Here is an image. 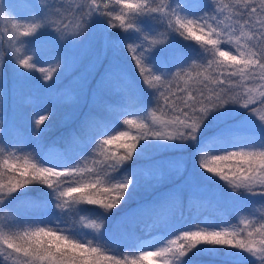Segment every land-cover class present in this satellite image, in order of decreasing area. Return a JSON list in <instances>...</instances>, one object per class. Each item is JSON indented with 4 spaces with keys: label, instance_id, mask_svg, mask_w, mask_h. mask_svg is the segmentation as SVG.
Wrapping results in <instances>:
<instances>
[{
    "label": "snow or ice",
    "instance_id": "obj_1",
    "mask_svg": "<svg viewBox=\"0 0 264 264\" xmlns=\"http://www.w3.org/2000/svg\"><path fill=\"white\" fill-rule=\"evenodd\" d=\"M13 28L12 50L0 55V213L12 217L0 227V264H264V214L254 210L264 209V0H37ZM178 38L198 47L181 51ZM85 57L71 102L88 111L46 144L70 90L62 77ZM37 72L43 83L29 99L39 107L18 124L9 97H22ZM141 188L152 199L109 230L113 209ZM183 192L244 218L180 228ZM140 216L144 236L126 228Z\"/></svg>",
    "mask_w": 264,
    "mask_h": 264
},
{
    "label": "rangeland",
    "instance_id": "obj_2",
    "mask_svg": "<svg viewBox=\"0 0 264 264\" xmlns=\"http://www.w3.org/2000/svg\"><path fill=\"white\" fill-rule=\"evenodd\" d=\"M48 2L53 3V0H48ZM60 2H63L65 7L71 5L73 8H75L79 3H82L83 0H55V3L57 4H59ZM232 2L233 0H224V3L227 5L231 4ZM256 2L257 4H259V0H256ZM36 4L37 0H0V5H2L4 9V14L2 17H0V55H3L5 50H12V43L15 36L17 35V29L13 28V24L15 23L18 25H23L28 22L31 13L33 12V8ZM68 14L70 17H68L69 27H75V22L71 19L72 14ZM229 14L230 13H228V15L224 17H228ZM159 30L163 31V28H160ZM93 47L98 48V44L95 43ZM76 51L77 54H79L80 50L77 49ZM13 55L16 54L13 53ZM109 55H111V53H109ZM165 55L167 56V53ZM89 58L90 57H85V59L77 69L76 73H73V75L62 77L61 86L70 85V90L66 94L65 103H63L62 105H58L54 112V115L50 117L51 130H53L55 127H59L62 124L68 123L71 120H75V116L79 115V112H76L75 106L72 105L73 103L71 102L72 97L74 96V90L78 88V85L72 83V81L75 75L82 74L84 72ZM118 60L120 61V63L124 64L129 69H131L134 65V62L130 61L129 55L126 54L124 56L123 52H121L118 56ZM8 66L10 68L12 65L9 64ZM39 77L40 74L37 72L33 75L32 79L27 82L24 90V95L22 97L17 99H13L11 96L9 97V99H11V103L8 104V115L10 118H14L18 124H22L24 121H26L31 116L34 108L39 107L38 100L35 103H32L29 99L30 96H35L36 85L38 83H43V81L40 80ZM180 86L183 87L184 85L181 84ZM102 99L115 103L116 101H118L119 97L116 95H105L102 97ZM82 105L84 109L87 107L85 110H88L87 104ZM148 111L151 110L148 109ZM157 115L160 114L157 113ZM118 130H124L123 126ZM26 131L27 129H25V132ZM189 168H191V162H189ZM172 186L173 185L171 183H165V187ZM205 194L207 195V193ZM205 194H201L199 192L182 193L184 197V216L182 221L178 222L180 228L196 230L197 226H204L202 221H204L205 219H207L209 223L218 224L221 227L225 226L224 221H227L230 225H239L240 219L244 218L243 216L224 213V211L221 208L216 207L211 201V199L208 198ZM153 195L154 193L141 188V190L136 192L127 204L123 205L119 209L120 211L123 210V212L129 209H135L138 205L144 204L145 202L151 200ZM220 207H222L225 211L228 210L229 206L226 202V196L221 200ZM254 210L257 212L258 215L264 214V209H261L259 206H256ZM157 211L166 213L168 209H157ZM248 218L251 219L252 217ZM0 222H2L8 229L11 226L12 217L7 212V210L0 213ZM148 222L149 220L147 216H140L136 218L134 223L127 224L126 228L128 229V231L134 232L137 236H144V232L142 231V229L144 225ZM12 230H15V228L13 227ZM152 239L158 241L159 237L154 235ZM209 264H219V261H217L216 263L213 262Z\"/></svg>",
    "mask_w": 264,
    "mask_h": 264
},
{
    "label": "trees",
    "instance_id": "obj_3",
    "mask_svg": "<svg viewBox=\"0 0 264 264\" xmlns=\"http://www.w3.org/2000/svg\"><path fill=\"white\" fill-rule=\"evenodd\" d=\"M158 2V0H157ZM219 3L221 5H227L224 3V0H219ZM228 13H230V9L228 8H225L224 10V16H227ZM68 17H69V14H67ZM70 18V17H69ZM162 28V27H161ZM179 42L177 44V47L179 48V50L181 51H185V50H190L189 46H195V47H198V45H195V41H184L182 40V38H178ZM95 44V42H93V45ZM124 56L127 54L126 52L122 51ZM166 56V55H165ZM189 63H191V61H188ZM174 71V69H173ZM194 74V73H193ZM176 85L173 84L172 87L174 88ZM182 87V86H181ZM11 103V99H9L8 101V104ZM161 103H163V100H161ZM73 105V104H72ZM68 106V105H67ZM87 108V107H86ZM85 108V109H86ZM21 109V108H20ZM83 105L80 106V109H79V115L82 114L83 112H86L88 110H85ZM151 110V106L149 108ZM158 114H160L159 112H157ZM74 123H75V120H71L69 121L68 123H65V124H62L60 125L59 127H55L53 130H51L45 137V143L46 144H50L52 143L53 141H57V138L60 137L62 134L66 133V131L74 126ZM56 146H60V147H64V144H63V141H59L56 143ZM126 212V211H124ZM123 210L120 211L117 210V209H113V216L111 217V220L108 222V229L111 230L113 228V226L116 224V222L118 221V219L121 217V214L124 213ZM0 227H3L5 230H8V228L2 223L0 222ZM203 264L207 263H216L217 261H219L218 259H213V258H210V257H203ZM213 261V262H212Z\"/></svg>",
    "mask_w": 264,
    "mask_h": 264
}]
</instances>
